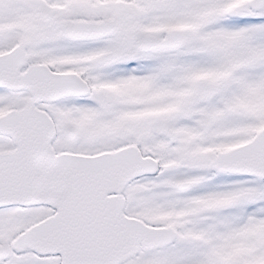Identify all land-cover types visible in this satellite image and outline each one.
Here are the masks:
<instances>
[{"label":"snow or ice","instance_id":"1","mask_svg":"<svg viewBox=\"0 0 264 264\" xmlns=\"http://www.w3.org/2000/svg\"><path fill=\"white\" fill-rule=\"evenodd\" d=\"M0 264H264V0H0Z\"/></svg>","mask_w":264,"mask_h":264}]
</instances>
